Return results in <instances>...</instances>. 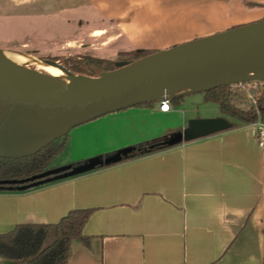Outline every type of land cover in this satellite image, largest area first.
Returning <instances> with one entry per match:
<instances>
[{
    "label": "crops",
    "instance_id": "0c3cea01",
    "mask_svg": "<svg viewBox=\"0 0 264 264\" xmlns=\"http://www.w3.org/2000/svg\"><path fill=\"white\" fill-rule=\"evenodd\" d=\"M52 1L0 0V25L67 10ZM219 117V105L205 94L171 104L168 113L157 104L109 114L71 130L69 164L168 140L190 120ZM257 133L254 125H240L24 194H0V235L94 209L84 231L91 241H75L68 264H264V148ZM89 145L99 146L96 153Z\"/></svg>",
    "mask_w": 264,
    "mask_h": 264
},
{
    "label": "water",
    "instance_id": "95a60500",
    "mask_svg": "<svg viewBox=\"0 0 264 264\" xmlns=\"http://www.w3.org/2000/svg\"><path fill=\"white\" fill-rule=\"evenodd\" d=\"M65 73L56 78L9 61L0 50V159L34 156L71 130L129 108L170 102L220 87L264 82V16L207 37L177 44L99 77ZM230 129L223 117L193 119L166 141L170 147ZM134 148L109 157L46 171L25 180L0 182L19 191L78 177L119 164Z\"/></svg>",
    "mask_w": 264,
    "mask_h": 264
},
{
    "label": "rangeland",
    "instance_id": "374dc122",
    "mask_svg": "<svg viewBox=\"0 0 264 264\" xmlns=\"http://www.w3.org/2000/svg\"><path fill=\"white\" fill-rule=\"evenodd\" d=\"M52 2L59 6L67 4V10L59 12L54 9L51 17L40 21L28 17L21 23L12 21L8 24L6 21V27L0 25V50L31 56L29 62L22 64L29 69L40 71L38 64L53 63L72 67L73 60L84 57L120 63L128 60L134 52L169 49L259 21L264 16V0ZM70 136L71 132L64 137L67 138L66 148L49 164L47 171L72 165L69 164L72 154ZM64 138L57 141L62 142ZM88 142L93 141L89 138ZM93 146L88 147L90 154L96 153L99 147ZM73 150L76 157H81L78 147ZM105 155L109 154L96 156Z\"/></svg>",
    "mask_w": 264,
    "mask_h": 264
},
{
    "label": "trees",
    "instance_id": "16d2710c",
    "mask_svg": "<svg viewBox=\"0 0 264 264\" xmlns=\"http://www.w3.org/2000/svg\"><path fill=\"white\" fill-rule=\"evenodd\" d=\"M156 52L159 51L134 52L128 60L123 62L131 63ZM73 62L72 67H64L81 76L99 77L102 73L117 68V63L93 57L79 58ZM253 94L255 103L249 100L246 92L227 86L205 93V100L208 103L219 105L223 117L229 120L230 129L228 131H230L238 129L240 125L264 124V87L254 91ZM183 99H175L171 101V104L178 106ZM149 105L152 104L142 106ZM66 141L67 138H64L62 142L55 141L38 154L28 158L0 159V182L25 180L46 172L49 164L65 150ZM166 141L167 139L162 138L138 144L132 147L134 151L119 164L139 160L174 148L168 146ZM119 164L99 168L96 171ZM47 185L34 187L27 191H19L17 186L0 185V194H24ZM94 212V209L73 210L57 224L18 225L10 233L0 235V258L7 264H68L75 241H83L89 245L91 238L87 237L84 231Z\"/></svg>",
    "mask_w": 264,
    "mask_h": 264
},
{
    "label": "built area",
    "instance_id": "2783aa9c",
    "mask_svg": "<svg viewBox=\"0 0 264 264\" xmlns=\"http://www.w3.org/2000/svg\"><path fill=\"white\" fill-rule=\"evenodd\" d=\"M233 88L240 89L247 93L250 101L255 103L254 91H258L259 89L264 87V82H250V83H242L238 85H233ZM160 105V111L163 113H168L171 110V102L169 100L162 101L158 103ZM254 126L257 127L258 130V143L260 148H264V124L256 123Z\"/></svg>",
    "mask_w": 264,
    "mask_h": 264
},
{
    "label": "bare ground",
    "instance_id": "6f19581e",
    "mask_svg": "<svg viewBox=\"0 0 264 264\" xmlns=\"http://www.w3.org/2000/svg\"><path fill=\"white\" fill-rule=\"evenodd\" d=\"M4 56L9 61H11L15 64H18V65L25 64L32 59L31 56H26L24 54L22 55V54L10 52V51H4ZM37 67L41 72L47 73V74L54 76L56 78H63L66 76L62 70H60L59 68H57L56 66H53V65L38 64Z\"/></svg>",
    "mask_w": 264,
    "mask_h": 264
}]
</instances>
